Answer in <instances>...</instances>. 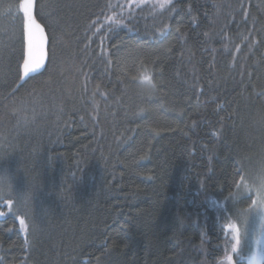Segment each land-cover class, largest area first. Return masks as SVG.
Segmentation results:
<instances>
[{"label":"trees","instance_id":"16d2710c","mask_svg":"<svg viewBox=\"0 0 264 264\" xmlns=\"http://www.w3.org/2000/svg\"><path fill=\"white\" fill-rule=\"evenodd\" d=\"M19 3L0 0V264H244L264 0H35L50 55L18 86Z\"/></svg>","mask_w":264,"mask_h":264},{"label":"snow or ice","instance_id":"6c2138e0","mask_svg":"<svg viewBox=\"0 0 264 264\" xmlns=\"http://www.w3.org/2000/svg\"><path fill=\"white\" fill-rule=\"evenodd\" d=\"M170 2V0H169ZM131 7V5H129ZM164 4H161L160 7H164ZM110 7L114 8L117 7L116 5H110ZM119 7L123 8L122 5ZM33 8H34V0H20L19 3V13H22L23 16V33L24 39L26 42V58L23 60L22 64V74H21V83L26 82L28 78H31L33 75L38 73L40 69L45 66V60L49 57L50 53L48 51L47 45L49 41L45 35L44 28L41 24L37 21L35 16L33 15ZM107 21L110 22L108 24V29L111 30L113 25H120L122 23V18L115 17V16H108ZM95 24V22H94ZM139 82L142 85H146L150 88H155L156 84L154 83V76L147 73L141 74L139 77ZM239 174V173H238ZM242 180L245 177H241ZM243 189L247 191H251L248 184H243ZM256 198L252 200L253 207L255 206L259 212L264 214V175L260 177V182L258 187L255 189ZM27 199V197H24ZM9 204L11 201L8 202ZM2 215V213H0ZM21 225H24V220L21 219ZM240 243L239 234L237 233L236 238V245L233 247V252H237L238 245ZM229 264H231V257H228ZM252 264H257L255 256L252 258Z\"/></svg>","mask_w":264,"mask_h":264},{"label":"rangeland","instance_id":"374dc122","mask_svg":"<svg viewBox=\"0 0 264 264\" xmlns=\"http://www.w3.org/2000/svg\"><path fill=\"white\" fill-rule=\"evenodd\" d=\"M253 209L250 217L251 219L257 217V222L255 226H252L251 223L246 224L245 229L237 232L240 240L239 246H243L246 251V254L243 251L246 256L244 264H252L253 256H255L257 264H264V262L262 263L264 259V214L259 212L255 206Z\"/></svg>","mask_w":264,"mask_h":264},{"label":"water","instance_id":"95a60500","mask_svg":"<svg viewBox=\"0 0 264 264\" xmlns=\"http://www.w3.org/2000/svg\"><path fill=\"white\" fill-rule=\"evenodd\" d=\"M34 5H35V0H34ZM33 15L35 16V12H34V8H33ZM36 18V17H35ZM38 21V20H37ZM41 26H42V24H41ZM43 27V26H42ZM44 28V27H43ZM44 31H45V28H44ZM45 35H46V37H47V33H46V31H45ZM47 39H48V37H47ZM23 41H24V59L26 58V42H25V39H24V33H23ZM47 48H48V45H47ZM47 62H48V58H46V60H45V66L42 68V69H40V71L38 72V73H41L44 69H45V67H46V65H47ZM38 73H36V74H38ZM22 83H21V81L19 82V84H18V86L19 85H21Z\"/></svg>","mask_w":264,"mask_h":264}]
</instances>
